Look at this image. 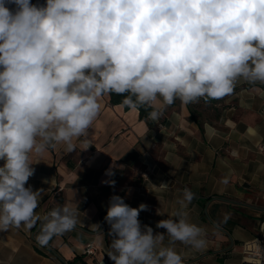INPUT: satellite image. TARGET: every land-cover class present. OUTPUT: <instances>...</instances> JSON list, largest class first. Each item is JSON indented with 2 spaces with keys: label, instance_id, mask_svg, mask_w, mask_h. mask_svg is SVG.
Masks as SVG:
<instances>
[{
  "label": "clouds",
  "instance_id": "obj_1",
  "mask_svg": "<svg viewBox=\"0 0 264 264\" xmlns=\"http://www.w3.org/2000/svg\"><path fill=\"white\" fill-rule=\"evenodd\" d=\"M240 77L264 82V0H0V230L36 226L43 189L25 186L35 171L29 153L59 142L72 151L74 137L90 146L105 94H126L127 109L156 121L158 97L165 105L220 98ZM194 198L185 188L177 203L184 209ZM72 203L43 218L38 243L77 226ZM147 208L110 198L104 219L114 264H184L160 246L165 235L205 245L183 211L157 222L166 233L142 227Z\"/></svg>",
  "mask_w": 264,
  "mask_h": 264
},
{
  "label": "crops",
  "instance_id": "obj_2",
  "mask_svg": "<svg viewBox=\"0 0 264 264\" xmlns=\"http://www.w3.org/2000/svg\"><path fill=\"white\" fill-rule=\"evenodd\" d=\"M99 103L90 146L74 137L72 151L59 142L29 153L35 171L25 186L43 189L34 213L40 220L31 230L23 224L0 230V264H114L109 225L102 224L112 196L133 208L146 204L138 219L154 234L166 233L157 222L178 211L202 228L201 248L164 236L160 246L174 248L184 264H239L264 219V82L240 77L231 93L188 104L165 105L158 97L163 114L156 121L111 103L107 94ZM110 165L114 175L106 174ZM185 188L195 198L181 209ZM70 203L77 226L38 243L43 218ZM88 244L94 253L84 251Z\"/></svg>",
  "mask_w": 264,
  "mask_h": 264
},
{
  "label": "built area",
  "instance_id": "obj_3",
  "mask_svg": "<svg viewBox=\"0 0 264 264\" xmlns=\"http://www.w3.org/2000/svg\"><path fill=\"white\" fill-rule=\"evenodd\" d=\"M85 252L92 253L93 248L87 246ZM244 256L239 264H264V219L260 222V235L257 239L245 243Z\"/></svg>",
  "mask_w": 264,
  "mask_h": 264
},
{
  "label": "trees",
  "instance_id": "obj_4",
  "mask_svg": "<svg viewBox=\"0 0 264 264\" xmlns=\"http://www.w3.org/2000/svg\"><path fill=\"white\" fill-rule=\"evenodd\" d=\"M124 95H126V94L110 93V94H109V101H110L111 103H113V104L121 103V104L124 106V104L122 103V100H123V98H124ZM124 108H126V107L124 106ZM126 109H127V108H126ZM147 116H148V112H147V111H145L143 108L139 110V117H140V118H145V117H147ZM103 214H104V213H102V215H103Z\"/></svg>",
  "mask_w": 264,
  "mask_h": 264
},
{
  "label": "rangeland",
  "instance_id": "obj_5",
  "mask_svg": "<svg viewBox=\"0 0 264 264\" xmlns=\"http://www.w3.org/2000/svg\"><path fill=\"white\" fill-rule=\"evenodd\" d=\"M87 246L93 248V252H92V253H94V251H95V247H94L93 245H91V244H88ZM87 246H86V247H87ZM86 247H85V249H86ZM85 249H84V251H85Z\"/></svg>",
  "mask_w": 264,
  "mask_h": 264
},
{
  "label": "water",
  "instance_id": "obj_6",
  "mask_svg": "<svg viewBox=\"0 0 264 264\" xmlns=\"http://www.w3.org/2000/svg\"><path fill=\"white\" fill-rule=\"evenodd\" d=\"M104 218H105V216H104V217H103V219H102V224H103V222L105 221V219H104ZM101 227H102V225H101Z\"/></svg>",
  "mask_w": 264,
  "mask_h": 264
}]
</instances>
